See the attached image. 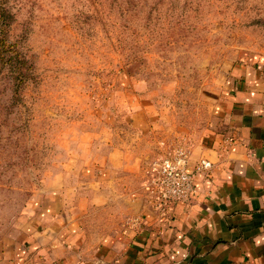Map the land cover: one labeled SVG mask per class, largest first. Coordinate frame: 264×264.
<instances>
[{
    "label": "rangeland",
    "instance_id": "374dc122",
    "mask_svg": "<svg viewBox=\"0 0 264 264\" xmlns=\"http://www.w3.org/2000/svg\"><path fill=\"white\" fill-rule=\"evenodd\" d=\"M0 10L25 62L21 81L0 62L1 253L57 214L94 240L93 226L113 225L89 213L94 184L141 187L166 152L196 142L232 67L264 58V0H0Z\"/></svg>",
    "mask_w": 264,
    "mask_h": 264
},
{
    "label": "crops",
    "instance_id": "0c3cea01",
    "mask_svg": "<svg viewBox=\"0 0 264 264\" xmlns=\"http://www.w3.org/2000/svg\"><path fill=\"white\" fill-rule=\"evenodd\" d=\"M230 75L210 122L188 148L189 171L202 159L213 168L195 176L186 204L160 219L150 178L119 189L108 178L103 194L94 184L87 208L107 212L111 227L101 234L93 226L89 240L79 220L57 214L31 224L24 242L0 252V264H264V58L235 64Z\"/></svg>",
    "mask_w": 264,
    "mask_h": 264
},
{
    "label": "built area",
    "instance_id": "2783aa9c",
    "mask_svg": "<svg viewBox=\"0 0 264 264\" xmlns=\"http://www.w3.org/2000/svg\"><path fill=\"white\" fill-rule=\"evenodd\" d=\"M188 148L177 146L164 154L148 181L147 189L153 198V210L160 218H167L176 204H186L194 191V178L209 174L213 165L202 159L188 170Z\"/></svg>",
    "mask_w": 264,
    "mask_h": 264
},
{
    "label": "trees",
    "instance_id": "16d2710c",
    "mask_svg": "<svg viewBox=\"0 0 264 264\" xmlns=\"http://www.w3.org/2000/svg\"><path fill=\"white\" fill-rule=\"evenodd\" d=\"M10 18L11 16L5 10H0V62L3 63L2 65L8 66L11 72L19 73V75H14L18 81H21L24 76H22V71L25 67L24 59L15 50V47L12 44H8L6 40L5 28L9 22L7 19Z\"/></svg>",
    "mask_w": 264,
    "mask_h": 264
}]
</instances>
